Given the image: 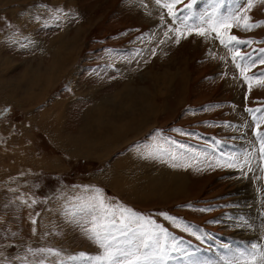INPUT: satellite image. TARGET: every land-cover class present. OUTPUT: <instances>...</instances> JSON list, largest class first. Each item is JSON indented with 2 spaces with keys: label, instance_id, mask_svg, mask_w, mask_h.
Returning <instances> with one entry per match:
<instances>
[{
  "label": "rangeland",
  "instance_id": "374dc122",
  "mask_svg": "<svg viewBox=\"0 0 264 264\" xmlns=\"http://www.w3.org/2000/svg\"><path fill=\"white\" fill-rule=\"evenodd\" d=\"M141 1L0 0V264H39L42 259L45 264H56L80 252L97 254V245L65 215V208L76 203L77 197L86 201L95 194L89 186L110 189H104L102 195L117 196L121 199L118 205L132 204L140 210L134 212L144 214L181 241V250L172 253L167 264H222V253L250 249L247 240L258 234L253 224L260 221L264 207V161L258 159L255 124L245 109H264V77L249 79L243 85L240 70L217 44L215 33L207 38L193 33L177 43L174 33L164 35L167 25L172 23L167 11L157 5V12L145 11L148 6ZM188 3L190 0H181L175 9ZM263 4V0H253L252 8L245 7L241 12L240 23L245 22L244 15L253 22L264 21ZM162 11L165 24L160 20ZM192 13L200 15L196 3ZM151 15L155 21H151ZM241 30L233 27L229 34L240 36L245 31ZM251 31L249 50L264 48V23ZM62 33L65 37L61 40L77 36L76 48L81 47V51L68 69L75 66L78 73L69 78L56 72L55 76H62L57 77V83L46 91L36 89L34 96L26 84L31 75L27 70L49 63L47 44L58 43ZM44 48L47 54H42ZM247 52L240 49L241 55ZM96 64L117 73L104 76L101 71L105 69L99 71V67L88 72L86 67ZM175 71L179 72L177 78ZM261 71L264 64L257 63L245 68L244 76L252 77ZM143 89L156 91V114L161 115L156 116L154 129L115 149L109 144L110 150L91 155L83 149L81 155L70 151L71 145L80 140L79 131L75 132L72 124H86L82 115L95 108L101 98H111L119 91L133 94ZM152 104L147 103V108ZM58 109H64L62 124L55 121ZM53 130L62 134L55 136ZM259 130L264 131V120L260 121ZM155 136L166 141L159 144L164 151L170 143L169 152L176 153V161L171 160L167 151L168 155L159 151L153 156L138 151L141 144ZM206 136L209 138L205 139ZM57 139L59 143H54ZM240 142L250 143L242 148L254 158L250 171L221 166L224 158L239 157L231 147ZM189 144L207 146V150L192 148L199 149L195 156L194 152L184 150ZM131 150L140 154L139 160L134 161L138 164L125 162L124 168L121 165L116 169ZM199 154L206 160L200 159ZM173 163L180 166L173 167ZM120 172L128 176L129 186L156 182L157 188L159 180L177 177V172L186 180L184 184H190L185 185V196L175 201L158 202L161 200L152 187L143 188L138 193L140 199L133 200L129 196L131 188L124 191L111 184ZM164 184L169 185L165 181ZM162 214L176 218L181 227L174 226ZM185 225L196 234L184 231ZM263 237L264 233L255 244L264 246L258 241ZM39 248L57 249L62 256L29 252Z\"/></svg>",
  "mask_w": 264,
  "mask_h": 264
},
{
  "label": "snow or ice",
  "instance_id": "6c2138e0",
  "mask_svg": "<svg viewBox=\"0 0 264 264\" xmlns=\"http://www.w3.org/2000/svg\"><path fill=\"white\" fill-rule=\"evenodd\" d=\"M181 3V0H155V4L162 10L167 11V18L171 24L167 25L166 37L169 33L176 35V41L179 43L181 38H187V35L195 34L207 38L211 33H215V38L220 45L233 52V63L240 70L242 79L247 82L249 79L264 77V71L253 73L252 77L244 76L245 68L259 64H264V48L253 50L252 53L241 55L239 45L249 44L250 41H242L230 33L233 27H240L242 30L250 31L258 27L261 22L251 21V17L244 15V23H240L242 7H229L226 11H221L224 0H212L210 10H207L196 16L192 9L196 0H190V3L181 9H175V5ZM253 0H246L247 9H251ZM160 20L165 24V14L162 11ZM251 87V86H250ZM247 99V97H245ZM255 124V135L259 140L260 161H264V131H260V121L264 120V109L246 108ZM259 114V115H257ZM184 147V146H181ZM153 156V153H149ZM172 161L178 159L176 153H169ZM253 157L245 155L243 158L230 157L224 158L221 166L239 168L241 171L252 168ZM220 164V161H217ZM173 167L180 166L173 163ZM211 166V165H209ZM95 194L86 201L77 197L76 203L71 207L65 208V215L71 222H76L85 234L86 238L95 243L99 249L97 254L91 255L80 252L76 255L67 257V260L60 259L56 264H167L174 252L181 250V241L164 228L156 225L150 218L143 217L135 213L130 208H122L118 204L107 203L99 189L92 190ZM165 218L176 227H181L176 223V218L167 216ZM36 223L35 220L32 221ZM184 231L192 235L196 233L188 226L183 227ZM35 232V229H33ZM199 238V237H198ZM33 255L48 254L54 257H61L62 253L53 248L29 249ZM187 254V253H186ZM39 264H45V259L39 261ZM198 264V262H193ZM206 264V262H204ZM222 264H264V246L252 244L250 249L238 253L233 259H223Z\"/></svg>",
  "mask_w": 264,
  "mask_h": 264
},
{
  "label": "bare ground",
  "instance_id": "6f19581e",
  "mask_svg": "<svg viewBox=\"0 0 264 264\" xmlns=\"http://www.w3.org/2000/svg\"><path fill=\"white\" fill-rule=\"evenodd\" d=\"M141 2H142V4L148 6L147 8H144L143 10L148 11V12H157L158 9L156 10L157 6L154 3V1H152V0H142ZM147 17H148V15H147ZM153 18H155V17L152 16V20L151 21H155ZM153 27H154V25H153ZM62 36L65 37V35L63 33H62V35H60V34L58 35V43H56V44L48 43L47 44V45L50 44V47H48V54L45 52L46 48H44V50L42 51V54L46 53L47 55H50L49 63H46V65L43 66V67L40 66V65L37 66V67L30 66L29 70H27V71H29V74H31V75L28 78L29 80L27 79L28 82H26V84L28 83L27 84V87H29L28 90L33 91V95L35 94V90L36 89H38L39 91H41V90H45L46 91V90L49 89V87H52L53 85H55L57 83V77H58V76H55V73L58 72V71L60 73H63L62 76L67 74L66 76H68L69 78H70V76H74V75H76L78 73V69H76L77 73L74 71V67L75 66H72V69H68L69 66L71 65L70 63L71 62L74 63V61L78 58V56L80 54V51H81V47L76 48L77 47V44H76L77 36L76 37H72L71 40H68V41H67V39L66 40L62 39L61 40ZM56 40L57 39L55 38L54 41H56ZM50 42H53V41H50ZM40 69H43V70H40ZM59 72H58V74H59ZM178 73L179 72L175 71L174 72V75H175L174 77H176V78H177V76L179 77ZM60 75L58 77L59 79L62 77V76L60 77ZM172 76L173 75H171V77ZM183 77L184 76L182 75L180 77V79L183 78ZM146 81L148 82V80H146ZM181 82H183V81H181ZM27 87L25 89L26 91H27ZM25 90H24V92H26ZM161 91H162V89H161ZM129 92H130V90H129ZM144 92H145L144 89L141 92H137V93H133V94L125 93V91L124 92L123 91H119V92L115 93L111 98L106 97L103 100L101 98L99 103H97L94 106L95 108L90 110L88 114H85L84 116L82 115V117H83L82 120L86 124H80L79 123V126H77V123H76V125L73 126L74 123H73V120L71 119L72 123H73V124L71 123L72 124L71 127H72V129H76L75 132L79 131L78 134L80 135V137H79L80 140L77 141L78 143L77 142H74V143L72 142L73 144L70 147V151L72 153H76L78 155H81V150L80 149H83V151L89 153V155H91L92 152L95 154V153L100 152L102 150H105V151L110 150L111 147L110 146H109L110 148L108 147L109 144H113L112 146H114V149H115V148H117L119 146H122V145L126 144L128 142V140H134L136 138H139L140 136H142L147 131H150V129L155 126L154 121H156V119H157L156 116L158 117L161 114H159V115L156 114V96H157L156 93H155L156 91L153 90L151 92L148 89L147 92H145V93ZM29 94H30V92H29ZM153 94H154V97H153ZM172 98H174V97H172ZM37 101H38V99H37ZM16 103H18V102L16 101ZM147 103H153V104H152V106H149L147 108ZM152 107H154V108L151 109ZM172 110H174V109H172ZM55 111H56V109H55ZM58 111H59V109H58ZM43 115L45 116L46 114H43ZM63 116H64V109L59 111V113L57 114V118L55 117V121L56 122L60 121V123L62 124L63 121H64ZM55 129H56V127H55ZM66 130H69V129H66ZM89 131L93 132L92 135L88 134ZM54 132H56V131H54ZM61 134H60V132L57 131L55 136H59ZM52 136H54V135H52ZM69 136H70V134H69ZM48 138H49V136H48ZM49 139H51V138H49ZM53 142L54 143L58 142V139H57V141H53ZM248 146H250L249 142H243L242 148H245V147L247 148ZM242 148H240L238 145L232 147L233 150L235 149L239 153V157L242 156V158H243L247 154L248 151L245 154ZM137 157H138V152H135L133 155L129 154V156H127L124 159L120 160V163L119 164L117 163L118 165L115 168L119 169L118 166H121V165H122L121 167L124 168L125 167V162L128 163V165H129V163L134 162L135 160H139ZM134 163L136 165L138 164L137 161L134 162ZM163 170H165V169H163ZM162 172H164V171H162ZM121 173L122 172H120V176H117L114 179L115 181L111 182V184L119 186V188L121 187L124 191H126L128 188H131V191H130L131 194L129 193L130 194L129 196L133 200L140 199L138 197V193L145 187H152V191L155 192L157 198H160V200H161V201H158V202L175 201L178 198L185 196L184 188H185V185L187 183L186 184L183 183V181H186V180L181 178L179 176L178 172H177V177L174 176V177H172L170 179V178H167V176H166V178H167L166 180L167 181L164 180L163 178H162L163 180H159L158 181L159 183H157L158 184L157 188H156V182H149V183H147V184H145L144 186H141V187L132 186V185L129 186V183L126 181L128 176L125 177ZM113 174H114V172H113ZM125 174L128 175L127 173H125ZM142 180H143V178H142ZM170 180H172V181H170ZM164 181H165V183L167 182L169 185L164 184ZM101 182H102V179H101ZM189 184H187V185H189ZM187 190H189V189H187ZM250 196H251L250 193H248L246 195L248 200L250 199ZM261 228H263V232H262ZM253 230L256 233L260 234V235H262V233H264V207L261 210V219H260V221H258V222L256 220L254 221ZM241 234H243V233H241ZM258 234H254L253 237H249L248 238V240H247L248 244L247 245L249 247L252 244L256 243V239L260 237V235H258ZM258 241H260V244H264V240L263 239L262 240H258ZM240 250L243 251V249H241V248H240ZM229 252H230V254L222 253L220 259H222V260L226 259V258L233 259L238 253H240L239 249H237L235 251H229ZM194 255H196V254H194Z\"/></svg>",
  "mask_w": 264,
  "mask_h": 264
},
{
  "label": "crops",
  "instance_id": "0c3cea01",
  "mask_svg": "<svg viewBox=\"0 0 264 264\" xmlns=\"http://www.w3.org/2000/svg\"><path fill=\"white\" fill-rule=\"evenodd\" d=\"M243 0H224V3H223V6H222V8H221V11H226L229 7H242V8H244L245 9V7H246V0H245V2L243 3L242 2ZM263 3H264V0H263ZM211 4H212V0H199L198 1V3L196 2V5H197V7H198V9H199V13L201 14V13H203V12H205V11H207V10H210V6H211ZM247 8V7H246ZM262 8H264V4L262 5ZM245 10H249V9H245ZM242 31V30H241ZM251 33V34H250ZM229 33H226V35H225V38H226V36L228 35ZM211 35H212V33H211ZM234 36H236V37H238L240 40H242V41H249V39L252 37V31L250 32V31H244L243 32V34L242 35H234ZM253 38V37H252ZM217 44L220 46V48L221 49H223L226 53V56H228L230 59V61L233 63V60H232V56L234 55V53L233 52H229L228 51V49L227 48H225V47H223V46H221L220 45V43H219V41L217 40ZM250 44V43H249ZM249 44H241V45H239V48L241 49V48H245V50L246 51H248L247 53H252L253 52V50H249L250 49V46H249ZM218 46V47H219ZM242 46V47H241ZM220 48H218V49H220ZM84 62H87V61H84ZM234 64V63H233ZM101 65L102 64H96V66H91V67H86L87 69H88V72L90 71V72H93V70L94 69H96V68H98L99 67V71H101L102 69H105V72L104 71H101L102 73H103V75L104 76H108L109 74H111V72H116L117 73V71H115L114 69H112V68H108V67H106L105 65H102V67H101ZM87 69H85V70H87ZM101 69V70H100ZM237 69V68H236ZM100 72V73H101ZM244 73H245V70H244ZM243 73V74H244ZM80 74H82V73H80ZM82 76V75H81ZM85 79L86 78H91L90 76H88V77H86V76H83ZM240 78H241V81L243 82L242 84L243 85H245V83H244V80L242 79V77L240 76ZM92 79V78H91ZM244 89H247V87L245 86V88ZM244 94H245V92H244ZM73 113H76V111H74ZM72 117V116H71ZM75 117H77V113H76V115H75ZM161 138V137H160ZM158 136H155L154 137V139H149L146 143H144V144H139L140 145V147L141 148H139V150L138 151H142V152H144V153H146V154H149V153H153V154H156V152H159V151H161V153H163V152H165L166 153V155H168V153L167 152H169L170 151V143L169 144H167L166 146H164V149L167 151H164L163 150V148L162 147H159V144H161L162 142L163 143H165L166 141L165 140H163V139H160ZM209 137L208 136H206L205 137V139H208ZM143 140V138H141V139H139L137 142H141ZM134 141V140H133ZM159 141V142H158ZM162 141V142H161ZM152 142H154V144L153 145H150ZM242 145H243V142H240L239 144H238V146L239 147H241L242 148ZM138 146V145H137ZM172 147V146H171ZM174 147V146H173ZM172 147V148H173ZM192 148H199L201 151H205V150H207V146H194V145H192V147L190 146V144H189V147L187 148V146H185V148H184V150H189V151H191V152H194V154H195V156H196V154H197V152H198V150L199 149H197V150H195V151H193L192 150ZM174 149H176L175 147H174ZM231 149H232V147H231ZM178 150H179V148H178ZM135 151L136 150H131L130 152H128V155L127 156H129V154H134L135 153ZM170 153V152H169ZM126 156V157H127ZM191 156V155H190ZM199 156V158L201 159V158H204L205 160H206V158L205 157H202V154H199L198 155ZM204 156H206L207 157V155L206 154H204ZM141 156H140V154L138 153V159L140 158ZM183 158H184V156H182ZM189 158V157H188ZM186 159V158H185ZM203 160V159H202ZM208 164H209V162H208ZM99 165V164H98ZM238 171H240V170H238ZM89 187H91V190H94V189H96L94 186L92 187V186H89ZM99 188V187H98ZM104 189H106V190H110V189H107L106 187H100L99 188V190L101 191V194L104 192ZM110 193H111V191H110ZM104 198H105V200L107 201V203H110V204H119L118 203V201H121V199H119L117 196H114V195H112L111 194V198H109V197H107V194H105V195H102ZM120 206L122 207V208H130V209H132L133 211L134 210H136L137 212H139L140 210H138V209H136V207L134 206L133 207V205L132 204H129V203H125V202H122L121 204H120ZM136 213V212H135ZM141 213V212H140ZM139 214V213H138ZM140 215V214H139ZM141 216H143V217H145V215L144 214H142L141 213Z\"/></svg>",
  "mask_w": 264,
  "mask_h": 264
}]
</instances>
